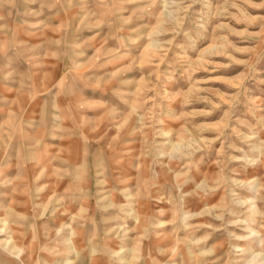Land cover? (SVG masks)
<instances>
[{"label": "rangeland", "instance_id": "1", "mask_svg": "<svg viewBox=\"0 0 264 264\" xmlns=\"http://www.w3.org/2000/svg\"><path fill=\"white\" fill-rule=\"evenodd\" d=\"M0 264H264V0H0Z\"/></svg>", "mask_w": 264, "mask_h": 264}]
</instances>
